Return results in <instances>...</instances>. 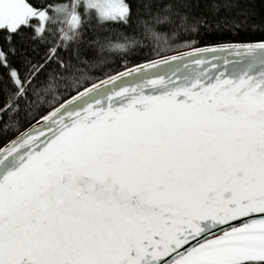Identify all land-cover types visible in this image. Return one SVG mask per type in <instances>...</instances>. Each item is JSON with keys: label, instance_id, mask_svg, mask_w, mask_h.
<instances>
[{"label": "snow or ice", "instance_id": "snow-or-ice-1", "mask_svg": "<svg viewBox=\"0 0 264 264\" xmlns=\"http://www.w3.org/2000/svg\"><path fill=\"white\" fill-rule=\"evenodd\" d=\"M249 15L240 0H0V264H264Z\"/></svg>", "mask_w": 264, "mask_h": 264}, {"label": "trees", "instance_id": "trees-1", "mask_svg": "<svg viewBox=\"0 0 264 264\" xmlns=\"http://www.w3.org/2000/svg\"><path fill=\"white\" fill-rule=\"evenodd\" d=\"M133 3L140 4L141 0H133ZM194 5H199L201 8L206 10V6L210 4V0H191ZM240 3L245 7L249 8L250 15L246 22L243 24L239 31V36L245 39L249 38H259L264 35V0H240ZM210 38H216L220 35L225 37L227 42L228 38L232 36V32L228 29H213L207 34ZM99 37L103 43L111 42L113 44L122 42V37L118 35L115 30L109 31L108 29L93 31L92 28H88L85 31L84 39L92 40ZM232 42H236L233 40ZM91 54V53H90ZM98 55L102 56H113L114 53L103 51L99 52ZM135 59H139L141 63L144 60L137 54ZM4 102L3 94H0V104Z\"/></svg>", "mask_w": 264, "mask_h": 264}, {"label": "water", "instance_id": "water-1", "mask_svg": "<svg viewBox=\"0 0 264 264\" xmlns=\"http://www.w3.org/2000/svg\"><path fill=\"white\" fill-rule=\"evenodd\" d=\"M167 71H171L170 69H166Z\"/></svg>", "mask_w": 264, "mask_h": 264}]
</instances>
